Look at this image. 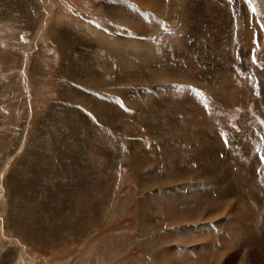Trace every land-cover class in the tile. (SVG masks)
<instances>
[{
	"label": "rangeland",
	"instance_id": "rangeland-1",
	"mask_svg": "<svg viewBox=\"0 0 264 264\" xmlns=\"http://www.w3.org/2000/svg\"><path fill=\"white\" fill-rule=\"evenodd\" d=\"M226 1L0 0V264H264V0ZM58 52L95 113L45 122Z\"/></svg>",
	"mask_w": 264,
	"mask_h": 264
},
{
	"label": "bare ground",
	"instance_id": "bare-ground-1",
	"mask_svg": "<svg viewBox=\"0 0 264 264\" xmlns=\"http://www.w3.org/2000/svg\"><path fill=\"white\" fill-rule=\"evenodd\" d=\"M111 8V7H110ZM2 9H4V11H6V9H5V5L2 7ZM106 9V8H105ZM12 10V9H11ZM113 11V10H112ZM7 12V11H6ZM87 14V13H86ZM109 16V15H108ZM81 17H83V16H81ZM85 19H88L87 17H85ZM109 19V18H108ZM31 22V21H30ZM87 22V21H86ZM41 27V26H40ZM111 27H113V26H111ZM111 27H108L109 29H113V28H111ZM61 31L62 32H64L63 31V29H61ZM49 34H50V36H51V39H54V38H56L57 36H56V34H54V32L53 31H49ZM36 36H39V34H33L32 35V39H33V41H38L39 40V37L38 38H36ZM82 40V39H81ZM94 40L96 41V43L94 44L95 46H97L98 44H99V36L97 35L96 36V38H94ZM80 41V40H79ZM78 41V42H79ZM86 43V42H85ZM94 45H92V46H94ZM87 46V45H86ZM61 47V46H60ZM72 47V46H71ZM101 47V46H100ZM49 48V47H48ZM95 48V47H94ZM102 48V47H101ZM52 49V48H51ZM73 49H74V47H73ZM60 51H62V49L60 50ZM69 52V51H68ZM59 53V52H58ZM59 55L61 56V59H62V64L60 65V67L58 68V73H59V77H60V82H61V93H60V95H59V97L56 99V100H54L53 101V106L50 108V111L49 112H51V111H54L55 109H57V108H59V107H62V108H64V107H66V108H68V109H71V112H77V114L79 113L80 114V112H82V108L83 107H85L86 108V110H88V111H90L91 109H90V107H92V106H94V107H101L102 105H101V103H97V100L96 99H94V98H83V99H77V100H75L74 98L73 99H71V98H69V96H70V94H69V96H67V95H65V93L68 91V90H70L71 89V86H70V83H73V84H76V86L78 87H80V88H82L84 91H87V90H89V89H91V88H89L88 86L89 85H93V82L92 81H89V80H87L86 79V81H85V78H84V76H81V75H79V76H75V77H70V76H65L66 78H62V77H64V74H65V68H66V66L67 65H69V64H67L66 62H68L67 60H66V57L65 56H63V53L62 52H60L59 53ZM91 61V60H90ZM93 63V62H92ZM69 77V78H68ZM62 78V79H61ZM67 78L69 79V80H67ZM96 81V80H95ZM101 83H102V81H101ZM97 84V83H96ZM68 86H69V88H68ZM104 86V85H103ZM100 87V86H99ZM107 87V86H106ZM92 88H94V87H92ZM102 88V87H101ZM108 88V87H107ZM106 89V88H105ZM96 92V91H95ZM77 96V95H76ZM78 97V96H77ZM84 111V110H83ZM92 111V113H95V111L94 110H91ZM69 115H72V114H70L69 113ZM81 115V114H80ZM85 116L87 117V119L88 120H90V122H95V120L93 119V117L91 116V112L90 113H87V111L85 112ZM47 118H50V120H52L53 118L50 116V115H48L47 116ZM107 119V121L104 123L103 122V120L101 119V115L99 116V117H97V120H98V122H95L96 124H97V126H98V128L100 129L101 127H103V126H105V124L109 127H111V126H113V123H114V120H115V118L113 117V116H110L109 118L107 117L106 118ZM104 120H105V118H104ZM82 122H80L79 120L78 121H76V118L74 119V120H70V119H68V125L70 126L69 128H71V132L76 136L77 134L78 135H80L79 134V131L82 129ZM139 123H136V125H138ZM144 125V124H143ZM81 126V127H80ZM41 127H42V125H41ZM149 128V127H148ZM135 129V128H134ZM137 129V128H136ZM59 132V136H61V132L60 131H58ZM129 135L130 136H135V133H134V131H133V129H130V131H129ZM70 135H72V134H70ZM74 136V137H75ZM55 137H56V135H55ZM76 138L78 139V137L76 136ZM56 139V138H55ZM127 143H128V146H126V148H127V150L129 151L128 153H129V163L132 165V170H133V172H134V174L137 176V179H138V182H143V179H142V177L140 176V175H137V173H138V170L141 168L140 166H139V160H138V157L136 156V153H137V149L139 148V144L137 143V142H135L134 140H128L127 141ZM35 157H36V154L35 153H31V152H29L28 150H26V152H24V155L22 156V158H21V162H20V164L21 165H24V164H26V163H28L29 161H30V159H35ZM25 161V162H24ZM51 165H53V164H51ZM57 165H58V163H57ZM73 165H75V164H73ZM159 166H161V163H159L158 165H157V167H156V169L155 170H158L159 171V174L161 175V177H164L165 176V172L163 171V169L161 170V168H159ZM22 167V166H21ZM55 168V167H54ZM57 168L58 169H52V171H54V172H60V171H62L63 170V163H60L58 166H57ZM164 168V167H163ZM20 169V168H19ZM18 169V170H19ZM65 169V168H64ZM56 170V171H55ZM75 170V169H74ZM77 170V169H76ZM21 171V170H20ZM54 172H52V173H54ZM60 173H62V172H60ZM64 174H67L66 172L64 173ZM37 176V175H36ZM141 185V184H140ZM168 188H170L169 186L168 187H166V189H168ZM146 205H147V202L146 201H143V200H140V202H139V206H138V213L139 214H141V216H142V210H143V207H146ZM138 214V215H139ZM149 215V214H148ZM144 217V216H143ZM139 218V217H138ZM139 220H141V218H139ZM150 225H152V224H150L149 223V225H145V223H142V221H139V232L140 231H143L144 232V230L145 231H147V230H149V229H151V227L152 226H150ZM173 228V227H172ZM78 230H80V228H78V227H73V229L71 230L73 233H76L77 234V232L76 231H78ZM162 230V229H161ZM148 232V231H147ZM226 233H228V232H226ZM174 236H175V233H174ZM174 236H172L171 238H170V241H171V243L175 246V244H177V242H175L174 241ZM156 238V237H155ZM176 238V237H175ZM178 239V238H177ZM154 243V240H153V238H147L146 240H143L142 242H141V248L143 249V251L144 252H147V250L149 249V246L151 245V244H153ZM165 246H166V244H165ZM165 246L162 244L161 245V250H164V251H167V249H165ZM176 247V246H175ZM204 248H209V249H214V244L212 243V242H208L207 244H205L204 245ZM156 250H157V248H156ZM148 253V252H147ZM147 256V255H146ZM243 261V260H242ZM225 262V261H224ZM178 263V262H177ZM180 263V262H179ZM227 263V262H226Z\"/></svg>",
	"mask_w": 264,
	"mask_h": 264
},
{
	"label": "crops",
	"instance_id": "crops-1",
	"mask_svg": "<svg viewBox=\"0 0 264 264\" xmlns=\"http://www.w3.org/2000/svg\"><path fill=\"white\" fill-rule=\"evenodd\" d=\"M231 1L232 0H228V1H226L227 3H230L231 4ZM241 3H242V0H239ZM248 0H245L244 2H247ZM258 10V9H257ZM110 21H111V19H110ZM109 27V26H108ZM262 27H263V25H262ZM113 29H114V27H113ZM113 29H107V30H109V31H112ZM264 32V30H262V32L261 33H263ZM96 36L98 35L99 36V43L101 44V34L100 33H98V32H95L94 33ZM93 40H94V38H92ZM257 41H258V39H257ZM60 95V94H59ZM59 97V96H58ZM93 107V108H92ZM92 107H90L92 110H94L96 107H94V106H92ZM99 108H101V107H99ZM54 111H51V112H49V114L48 115H50L51 117H52V113H53ZM53 118V117H52ZM53 119H55V118H53ZM64 119L66 120V123H68V118H66V117H64ZM63 119V120H64ZM46 121H51L50 120V118H46V120H45V122ZM65 122V121H64ZM54 126H55V121H54ZM58 129V131H60L61 132V136H60V140H59V142H57V140L54 138V139H51L50 140V143L52 142L53 143V145L55 146V148L56 149H58L59 147H60V149H64V147L65 146H67V144H68V140L66 139V134H65V130H64V128H63V124H61L60 125V128H57ZM68 136V135H67Z\"/></svg>",
	"mask_w": 264,
	"mask_h": 264
},
{
	"label": "snow or ice",
	"instance_id": "snow-or-ice-1",
	"mask_svg": "<svg viewBox=\"0 0 264 264\" xmlns=\"http://www.w3.org/2000/svg\"><path fill=\"white\" fill-rule=\"evenodd\" d=\"M261 162L264 163V160H262Z\"/></svg>",
	"mask_w": 264,
	"mask_h": 264
}]
</instances>
